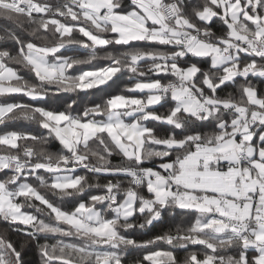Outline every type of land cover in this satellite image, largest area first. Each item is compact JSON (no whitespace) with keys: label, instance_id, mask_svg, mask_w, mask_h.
Here are the masks:
<instances>
[{"label":"snow or ice","instance_id":"1","mask_svg":"<svg viewBox=\"0 0 264 264\" xmlns=\"http://www.w3.org/2000/svg\"><path fill=\"white\" fill-rule=\"evenodd\" d=\"M0 17L26 22L32 37L2 30L0 41L13 42L15 52L0 48V96L42 99L52 86L56 92L104 91L117 73H131L132 83L122 92L80 111L73 108L75 100L63 111L0 104V125L23 119L47 130V136L0 132V172L11 173L0 179V217L26 226L30 239L61 237L39 245L43 264H122L128 246L157 241L203 246L183 264H264V94L248 80L264 77V0H129L127 6L123 0H0ZM214 18L220 34L212 29ZM41 38L43 43L34 42ZM130 42L154 46L108 51V66L69 71L97 59L98 47ZM73 45L88 50L87 56L57 55ZM241 53L253 58L244 62ZM190 57L207 59L209 67ZM12 63L28 68L37 82L18 75ZM149 73L171 79H141ZM236 77L244 80L237 91L219 95ZM162 101L169 107L159 112L155 106ZM147 122L166 129L159 134ZM49 137L59 141V152L47 150ZM113 155L126 163L113 166ZM154 158L161 161L157 168L144 166ZM81 167L128 183H89L76 174ZM31 176L61 202L79 199L64 209L30 184ZM89 188L103 191L85 199ZM25 204L35 213L23 211ZM168 209L192 218L177 225L175 234L142 243L122 234L137 226V215L144 217L138 225L144 228ZM145 261L177 264L174 253L164 250L146 252ZM0 264H22L21 252L2 235Z\"/></svg>","mask_w":264,"mask_h":264},{"label":"trees","instance_id":"2","mask_svg":"<svg viewBox=\"0 0 264 264\" xmlns=\"http://www.w3.org/2000/svg\"><path fill=\"white\" fill-rule=\"evenodd\" d=\"M51 2H55V0H51ZM125 6L128 5L129 0H123ZM221 23L219 20L214 18V22L212 24L213 31L220 34L221 31ZM12 28L15 29L20 33V35L26 39H32L30 35V28L28 27L27 23L24 22L22 25H17L14 21H10L5 17H0V35H4L3 29ZM43 35V34H42ZM74 35H78V33H74ZM111 35V34H105ZM51 35L49 34V39H51ZM86 40V38H84ZM36 43H43V39H36L34 40ZM91 43V42H89ZM154 45H147L144 42H130L129 45H109L105 48H97L98 58L93 60L90 64L84 65H74L73 69L69 70L72 74L78 73L79 70H91L93 68L105 67L108 66L111 61L106 58V52H124L129 50L130 48H146V47H153ZM7 47L9 50L15 52V45L11 41H0V48ZM167 49L168 46H160ZM88 54V50L83 49L80 46H67L66 48H62L57 55L63 56H74L84 58ZM253 57H250L244 53H241V60L244 62L250 61ZM49 59H53L50 57ZM191 62L198 63V66L207 70L209 67V61L207 59H200V58H189ZM257 62L259 63V58L255 57ZM12 66L18 73V75L24 77L25 79L31 80L32 82H37L34 78V74L29 71L28 68H25L23 65H18L12 63ZM141 67L147 72L145 65L141 62ZM131 73L124 70L120 73H117L115 77H113L112 81H109L107 85L102 86L104 91L100 89H91L87 91H76V92H64V91H55V87L52 86V90L47 93L42 99L32 100L28 96L24 95L23 93H12L0 96V104L6 103H19V104H32L34 106L45 107L51 110H65L68 103L72 100L76 101V104L73 105V108L77 111L82 110L85 106L91 105L93 102H100L102 98H104L107 94H116L122 92L124 90L125 85H130L132 81L129 80V76ZM156 79L160 78L162 81H166L167 79H171V77L161 76L157 77L153 74H146L145 77L141 79ZM248 80L251 82L252 85L256 87L258 92L264 94V77L259 76H249ZM114 81V82H113ZM244 83L243 78L236 77L235 84L227 83L225 86H221V89L218 90L219 95L225 96L228 93L236 92L238 86ZM129 95V93H124ZM238 94V93H237ZM133 95H141L140 93H133ZM159 112H164L168 107L169 103L162 101V106L157 105L155 106ZM149 126L155 127L157 133L163 134L166 126L160 125L156 122H147ZM208 126H206L207 129ZM5 130H18L27 133H31L33 135H43L47 136V130L43 129L40 124L36 121H27L23 119L15 120L9 122L7 127L5 125H0V132ZM46 148L48 151L57 153L61 150L62 146L60 145L59 141L49 137L48 142L46 144ZM95 162L94 160L92 161ZM159 158H154L152 161L145 162V167H153L157 168L158 164L160 163ZM111 163L113 166L123 165L126 161L119 155H113L111 157ZM11 173L8 170H4L0 172V179H4L6 176L10 175ZM41 176H44L45 179H48V174L45 173L43 170H40L38 173ZM79 175H86L89 178V183L95 184L99 182L100 184H104L107 182L108 179H120L123 181L124 184L128 183L127 178L125 177H97L93 173L87 172L84 168H78L77 173ZM28 182L32 184L34 187H37L39 191H41L44 195H46L50 200H53L56 203H60L64 209H71L73 205L77 202L79 197H65L61 202L59 197L53 196L51 192L47 189L40 187L39 181L36 179L35 176H31L28 179ZM103 191L102 189L98 188H89L86 190V194L83 198L86 199L87 194H97ZM146 191V190H145ZM23 197L20 198V201L23 202ZM38 203V202H36ZM98 207H101L98 205ZM23 211H29L35 213V209L25 207L22 209ZM37 215H39L37 213ZM44 219H48L46 216L43 217ZM191 215L186 213L184 210L180 209H168L162 213V216L158 220H154L151 225H145L144 228H139L138 225L144 222V217L139 215L132 221L137 226L128 229L126 232L122 230V234L128 236L136 240L138 243H142L143 241L151 240L155 236L164 235L166 233L175 234V228L177 225L186 222L187 220L191 219ZM26 226L24 225H13L9 222L5 221L2 217H0V235L4 236L7 240L11 241L17 251L21 252L22 264H43V258L41 257L39 251V245L48 243V244H55L58 239H61L58 235H50L47 239H45L42 235L37 237V239H30L25 235ZM65 242H73L71 238H63ZM154 250H164V251H172L176 257L177 264H183L185 258L191 251H200L202 252L203 246L201 245H191L189 244L187 247H181L179 245H169L164 241H157L154 244L147 245V247H133L128 246L124 250V255L122 256V264H141L143 260V256L148 251ZM229 254H235L234 251H230ZM252 253L249 252V256L251 257ZM143 264H147V262H143Z\"/></svg>","mask_w":264,"mask_h":264},{"label":"built area","instance_id":"3","mask_svg":"<svg viewBox=\"0 0 264 264\" xmlns=\"http://www.w3.org/2000/svg\"><path fill=\"white\" fill-rule=\"evenodd\" d=\"M162 82H164V81H162ZM82 168V167H81Z\"/></svg>","mask_w":264,"mask_h":264},{"label":"rangeland","instance_id":"4","mask_svg":"<svg viewBox=\"0 0 264 264\" xmlns=\"http://www.w3.org/2000/svg\"><path fill=\"white\" fill-rule=\"evenodd\" d=\"M155 251V250H154Z\"/></svg>","mask_w":264,"mask_h":264}]
</instances>
